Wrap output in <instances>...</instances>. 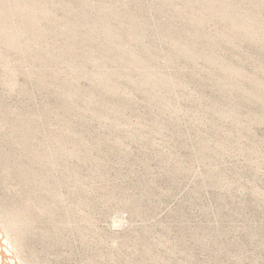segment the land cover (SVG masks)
Segmentation results:
<instances>
[{
    "label": "rangeland",
    "instance_id": "374dc122",
    "mask_svg": "<svg viewBox=\"0 0 264 264\" xmlns=\"http://www.w3.org/2000/svg\"><path fill=\"white\" fill-rule=\"evenodd\" d=\"M0 229L14 264H264V0H0Z\"/></svg>",
    "mask_w": 264,
    "mask_h": 264
},
{
    "label": "bare ground",
    "instance_id": "6f19581e",
    "mask_svg": "<svg viewBox=\"0 0 264 264\" xmlns=\"http://www.w3.org/2000/svg\"><path fill=\"white\" fill-rule=\"evenodd\" d=\"M4 234L2 230L0 229V247H1V252L4 254V257H7V260L5 261V264H14L16 263L15 261V255L13 248L9 244V242L4 238ZM1 253V254H2ZM12 260V261H11Z\"/></svg>",
    "mask_w": 264,
    "mask_h": 264
}]
</instances>
